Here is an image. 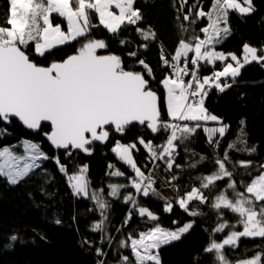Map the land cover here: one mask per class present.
Instances as JSON below:
<instances>
[{
  "label": "snow or ice",
  "instance_id": "obj_1",
  "mask_svg": "<svg viewBox=\"0 0 264 264\" xmlns=\"http://www.w3.org/2000/svg\"><path fill=\"white\" fill-rule=\"evenodd\" d=\"M8 3L7 26L0 25V122L7 124L15 119L33 131L41 130L42 123L48 122L50 131L44 135L54 148L64 149L67 156H71L73 150L91 155L94 142H107L112 131L123 135L134 123L146 126L153 134L160 131L169 133L164 144L159 146L143 138L138 140L147 150L149 159L163 160L167 170H171L175 162L176 141L183 143L197 129L202 128L207 135V143L214 150L219 149L230 126L205 107L209 90L215 88L223 93L232 86L228 78L234 82L246 64L255 61L264 66V47L258 49L244 44L242 60L233 53L214 50L215 45L231 35L230 11L241 16L248 15L255 11L253 0H211L207 11L201 0H196L183 19L189 20L193 10V24L200 18H206L207 26L200 29L204 37L194 34L191 41L181 39L170 60L163 44L160 45V60L172 70L171 75L160 81L164 90L163 98L153 90L150 80L146 79V75L152 79L155 77L144 59L136 60L142 66V71L133 70L132 66L126 67L119 55L98 54V50L106 49L108 45L105 40L91 36L92 29L101 25L116 37L122 28L135 26L136 33L143 41H156L157 33L150 26H139L144 17L141 10L134 6L136 0H8ZM187 3L188 0H181V10ZM53 13L66 21V31L62 30L60 24L54 25ZM93 13L98 24L92 21ZM181 30L187 31L183 25ZM73 41L80 44L75 53L62 61H53L48 66L37 64L28 51L31 44L34 53L43 57L50 50ZM126 43V39L120 40L121 45ZM140 47L146 50L148 43ZM189 53L193 55L189 57ZM127 55L136 58L138 52L130 51ZM229 57L235 66L227 63L222 70H213L211 75H199L202 62L214 64L216 61H228ZM185 77L190 79L186 81ZM221 78H225L223 82ZM162 104L166 107L167 120L162 118ZM207 122H216L219 127H207ZM239 124V135L227 144L223 156L220 157L214 151L212 162L216 170L198 177L200 187H192L176 199V204L189 217L203 215L197 210L198 205L190 208V203H208L203 190L214 188L217 181L227 178L226 188L211 202L219 223L208 232L209 240L203 249L205 254H213V264H233L225 254V248H236L241 237L264 238V164L258 166L257 175L246 173L252 178L240 182L243 191L237 190L233 171L228 168L229 164L233 168L238 164L246 170L252 167L248 160L234 163L230 151L247 152L249 155L256 152V147H249L246 139V121L242 119ZM5 131L0 128V134ZM18 148L23 149L22 154L17 151ZM133 150H139L136 143L123 144L119 140L111 149L134 172L130 187L135 193L145 197L150 193L159 196L153 187L155 181L151 174L146 175L138 167L132 155ZM49 159L54 160L58 170L67 176L74 195L89 196L87 165L69 175L67 166L61 163L58 156L49 157L40 144L30 140H22L19 145L0 147V177L6 178L10 185H17L39 169L42 161ZM205 160L207 157L201 155L200 161ZM108 167L114 169L115 165L109 164ZM110 175L123 176L124 173L114 170ZM128 186L109 185V194L118 198L120 188ZM228 190H231L230 194ZM91 199L96 202L102 216L101 221L92 226V231H103L104 221L107 220L105 212L109 205L96 192L91 193ZM129 202L132 208L124 224L132 219L133 209L140 217L146 216L157 223L147 231L140 232L138 238L129 235L127 240L121 241L120 247L130 248L133 259L122 255L120 264H133V260L134 264H161L159 249L180 241L193 229L195 221L189 220L174 229H167L159 225L157 215L139 206L131 193L124 197V203ZM225 210L238 217L237 223L242 226V231L235 230L236 225L224 221ZM164 211H173V204L166 199ZM55 223L59 225L61 221L56 219ZM172 223L175 225L178 221ZM226 228L231 230L218 242L215 235L224 232ZM10 239L16 241L17 237L12 236ZM96 253L98 256L105 255L100 249ZM262 256L264 253H257L235 264H264ZM99 264H103V261Z\"/></svg>",
  "mask_w": 264,
  "mask_h": 264
},
{
  "label": "trees",
  "instance_id": "obj_2",
  "mask_svg": "<svg viewBox=\"0 0 264 264\" xmlns=\"http://www.w3.org/2000/svg\"><path fill=\"white\" fill-rule=\"evenodd\" d=\"M194 3L196 0H188L181 10V0H136L134 6L141 10L144 17L139 26L144 28L150 26L157 33L156 41H143L136 33L135 26L122 28L116 37L101 25L91 31L93 38L105 40L108 45L106 49L98 50V54L119 55L126 67L132 66L136 71L143 70L136 60L144 59L152 68L155 77L152 79L146 75V79L150 80L153 90L163 98L164 90L160 81L171 75L172 70L164 66L160 60V45L163 44L170 60L181 39L191 41L194 34L204 37L200 29L207 26L206 18H200L193 24L192 20L195 18L193 10L189 20L183 19ZM201 3L205 11L209 10L211 0H201ZM253 6L255 11L245 16L234 11L229 13L231 35L217 44L219 52L233 53L241 58L244 54V44L258 49L264 47V0H253ZM8 9V0H0V25L7 26ZM92 21L98 24L94 13ZM53 23L60 24L67 30L66 21L55 14ZM181 25L187 31H182ZM121 39H126L128 43L121 45ZM143 43H148L146 50L140 47ZM78 47L80 44L73 41L50 50L43 57L34 53L31 44L28 51L37 64L48 66L53 61H62L74 54ZM130 51H137L138 57L128 56L127 53ZM222 68L220 62H217L215 67L204 66L202 63L200 75L206 76L212 74L213 70ZM189 79L190 77H185L186 81ZM223 81L224 79L221 80ZM228 82L232 84L230 88L223 93L215 88L210 89L205 99V107L209 112L222 118L223 122L230 126L221 140L219 149L214 150L207 143V135L203 129H197V132L183 143L176 141L175 162L171 170L166 169L163 160L151 161L147 150L138 142L139 138H143L146 142L151 141L153 145H162L169 135L164 131L153 134L146 126L135 125L129 127L123 135L112 131L108 143L104 146L91 145L93 149L91 155L73 150L72 155L67 156L65 151L53 149L45 138L44 133L50 131V126L43 125L41 130L34 133L15 120L7 124L0 122V128L6 129L0 134V147L19 145L22 140L36 142L49 157L58 156L61 163L67 166L69 175L76 173L79 167L87 165L86 179L89 182L88 197L74 195L67 176L58 170L52 159L43 161L39 169L17 185H10L6 178L0 177V264H99L100 261H103V264H120L122 255L133 259L130 248L120 247L121 241L127 240L129 235L138 238L140 232L147 231L157 222L150 221L146 216L140 217L133 209L132 219L124 224L129 209L132 208L130 202L124 203V197L129 193L135 196L139 206L148 208L158 216L161 227L174 229L189 220L195 221L193 229L180 241L159 249L161 264H213V254H205L203 249L209 240L208 232L219 223L216 211L211 208V202L226 188L227 178L217 181L214 188L203 190L208 197V203L199 204L198 201L190 203V208L198 205L197 210L203 215L189 217L177 204L173 206V211L168 213L164 211V202L151 195L145 197L135 193L130 187L134 172L120 161L111 149L117 140L123 144L136 143L139 150H133L132 153L138 167L146 175L153 170L168 182L171 181L179 197L192 187H200L198 177L216 170L212 162L214 151L220 157L223 156L227 144L239 135V122L243 119L246 121L244 127L248 145L255 146L256 152L249 155L247 152L230 151L229 155L234 163L240 160L251 161L252 167L246 170L238 164L235 168L232 164L228 165L229 170L233 171L237 190L243 191L240 182L250 181L252 178L246 173L251 172L252 176H255L258 174V166L264 164V66L253 61L243 67L234 82L230 77ZM162 118L168 119L163 104ZM206 125L218 126L217 123ZM216 138H219L218 134ZM17 151L22 154L23 149L18 148ZM201 155L207 157V160L201 162ZM109 164L115 165V168L109 169ZM193 164L196 166L192 167ZM114 170H119L124 175H110ZM172 177L176 179L173 180ZM112 184L129 186L120 188L119 196L116 198L109 194L111 191L109 185ZM157 188H160V184H157ZM228 191L230 194L231 190ZM92 192H96L109 205L105 212L107 220L104 221L103 231H92V226L102 219L96 202L91 199ZM56 219L61 221L59 225L55 223ZM223 219L230 225H236L235 230L242 231L235 214L225 210ZM174 220L178 221V224L174 225L172 223ZM230 230L226 228L214 238L218 242L222 241ZM12 236L17 237L16 241L10 239ZM97 249L102 250L105 255L98 256ZM257 253H264V238L251 241L241 237L236 248H225V254L233 263L250 259Z\"/></svg>",
  "mask_w": 264,
  "mask_h": 264
},
{
  "label": "rangeland",
  "instance_id": "obj_3",
  "mask_svg": "<svg viewBox=\"0 0 264 264\" xmlns=\"http://www.w3.org/2000/svg\"><path fill=\"white\" fill-rule=\"evenodd\" d=\"M231 12V11H230ZM53 14H55V13H53ZM55 15H57V14H55ZM62 30H64L63 28H62ZM66 31V30H65ZM58 47H60V46H58ZM217 45H215V47H214V50L215 51H218L217 50ZM219 52V51H218ZM193 54L192 53H189V57H191ZM244 55V54H243ZM238 57V56H237ZM238 58H240V57H238ZM242 58H243V56L240 58L241 60H242ZM217 62H220V65H223V67L227 64V63H233V65L235 66V62L234 61H231V58L229 57V59H228V61H224V62H221V61H216L214 64H207V63H205V62H202L203 64H204V66H208V65H211L212 67H215L216 66V64H217ZM262 63H264V62H262ZM246 65H248V64H246ZM245 65V66H246ZM244 66V67H245ZM223 69V68H222ZM222 69H220V70H222ZM243 69V68H242ZM241 69V70H242ZM217 71H219V70H217ZM241 73V72H240ZM209 75H211V74H209ZM206 76H208V75H206ZM222 79H225V78H221V80ZM207 87V86H206ZM213 89V88H212ZM207 123H213V124H216V122H207ZM205 126H207V127H219V125L218 126H214V125H205ZM33 142V141H32ZM36 143V142H35ZM115 146V145H114ZM113 146V147H114ZM132 155H133V153H132ZM134 158V157H133ZM157 161V160H156ZM43 162V161H42ZM42 162H41V164H42ZM149 174H151V177H152V179L155 181V183H154V185H153V187L155 186V189H156V187H157V184H160V188L158 189H156V192H158L159 193V196H157V195H154V194H151L150 193V195L152 196V197H154L155 199H157V200H160V201H162V202H164L165 203V199L168 201V202H171L172 204H173V206L176 204V199L178 198V195H177V192H176V189H175V187L173 186V184L172 183H169L167 180H165L164 178H163V176L162 175H160V174H158V173H156V172H154L153 170H151V171H149V173L147 174V175H149ZM161 197H163L164 199H162ZM186 235V234H185ZM184 235V236H185ZM249 239V238H248ZM163 247V246H162ZM246 260V259H245ZM233 264H235V263H233Z\"/></svg>",
  "mask_w": 264,
  "mask_h": 264
},
{
  "label": "water",
  "instance_id": "obj_4",
  "mask_svg": "<svg viewBox=\"0 0 264 264\" xmlns=\"http://www.w3.org/2000/svg\"><path fill=\"white\" fill-rule=\"evenodd\" d=\"M13 120H15V119H13ZM15 121H17V120H15ZM17 122H19V121H17ZM20 123V122H19ZM21 124V123H20ZM22 125V124H21ZM43 125H48V126H50V124L48 123V122H43L42 123V126ZM135 125H139L138 123H134V124H132V125H130L129 127H132V126H135ZM23 126V125H22ZM25 129H27L25 126H23ZM27 130H29V131H32V132H34V133H36V132H38V131H33V130H30V129H27ZM45 138H46V136H45ZM47 139V138H46ZM109 139H110V137H109ZM109 141V140H108ZM108 141L107 142H105V143H100V142H94V144H98V145H101V146H104V145H106L107 143H108ZM50 143V142H49ZM50 145H51V143H50ZM51 147L53 148V149H55L56 151H65L64 149H56V148H54L52 145H51ZM74 151H77V152H81V151H79V150H74ZM251 241H255V240H257V239H260V238H249Z\"/></svg>",
  "mask_w": 264,
  "mask_h": 264
},
{
  "label": "built area",
  "instance_id": "obj_5",
  "mask_svg": "<svg viewBox=\"0 0 264 264\" xmlns=\"http://www.w3.org/2000/svg\"><path fill=\"white\" fill-rule=\"evenodd\" d=\"M200 71H201V69H200ZM199 75H200V72H199ZM210 91V90H209Z\"/></svg>",
  "mask_w": 264,
  "mask_h": 264
},
{
  "label": "crops",
  "instance_id": "obj_6",
  "mask_svg": "<svg viewBox=\"0 0 264 264\" xmlns=\"http://www.w3.org/2000/svg\"><path fill=\"white\" fill-rule=\"evenodd\" d=\"M54 15V14H53Z\"/></svg>",
  "mask_w": 264,
  "mask_h": 264
}]
</instances>
